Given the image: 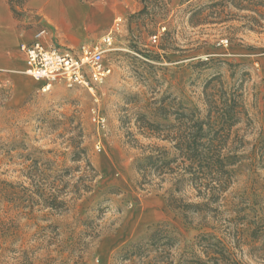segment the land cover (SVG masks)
Here are the masks:
<instances>
[{"label":"rangeland","instance_id":"rangeland-1","mask_svg":"<svg viewBox=\"0 0 264 264\" xmlns=\"http://www.w3.org/2000/svg\"><path fill=\"white\" fill-rule=\"evenodd\" d=\"M28 1L8 0L14 17L56 46L96 41L120 22L105 55L111 73L93 93L0 75V264H140L118 252L161 222L179 233L170 264L185 245L186 264L205 260L201 233L240 264H264V0H80L88 13L73 21ZM225 93L238 111L233 180L217 213L184 220L166 202L170 176L136 165L175 151L162 131L179 112L202 118ZM176 196L199 201L187 185Z\"/></svg>","mask_w":264,"mask_h":264},{"label":"trees","instance_id":"trees-1","mask_svg":"<svg viewBox=\"0 0 264 264\" xmlns=\"http://www.w3.org/2000/svg\"><path fill=\"white\" fill-rule=\"evenodd\" d=\"M233 99L225 93L216 100H208L206 114L199 118L195 111L179 112L176 123L163 127L167 139L175 151H149L136 168L146 176H170L172 182L167 189L166 202L173 210L187 219L188 212L205 216L218 212V203L232 183L238 153L232 146L229 133L238 111L233 109ZM190 117V118H189ZM166 119V117H163ZM160 123L155 126L159 127ZM187 185L195 191L198 202H186L176 196L182 186ZM204 226V225H200ZM179 233L174 226L161 222L146 228L145 239H137L126 244L118 252L121 259L137 258L140 264H170L167 248L179 241ZM212 233H201L198 241H206V258L199 264H240L229 250L213 249ZM213 244V245H212ZM193 245L183 246L177 264H186L187 256L192 254ZM217 246V245H216ZM149 247L158 249V257L148 255ZM169 261V262H167Z\"/></svg>","mask_w":264,"mask_h":264},{"label":"built area","instance_id":"built-area-1","mask_svg":"<svg viewBox=\"0 0 264 264\" xmlns=\"http://www.w3.org/2000/svg\"><path fill=\"white\" fill-rule=\"evenodd\" d=\"M119 22V18L115 19L113 27L96 41L84 42L77 47L51 44L45 28L35 30L30 41L19 45L24 56L22 73L39 82L41 92L62 82L66 87L79 86L93 93L111 73L105 55L114 48L113 32ZM150 40L155 42L156 35H152ZM219 44L226 46L227 42L221 40ZM93 120L99 123L102 118L96 115Z\"/></svg>","mask_w":264,"mask_h":264},{"label":"crops","instance_id":"crops-1","mask_svg":"<svg viewBox=\"0 0 264 264\" xmlns=\"http://www.w3.org/2000/svg\"><path fill=\"white\" fill-rule=\"evenodd\" d=\"M27 4L42 6L44 13L49 18L52 17L53 21L56 19L78 20V17H82L84 11L88 13L89 9L82 6L80 0H29ZM54 12L60 15L55 16ZM35 30L31 31L22 26L14 17L8 0H0V75H15L23 71L24 56L19 50V45L30 41ZM82 31L76 33L81 34Z\"/></svg>","mask_w":264,"mask_h":264}]
</instances>
